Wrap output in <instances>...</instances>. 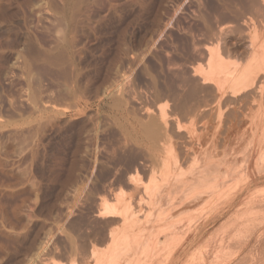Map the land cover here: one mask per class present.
<instances>
[{
    "label": "rangeland",
    "instance_id": "rangeland-1",
    "mask_svg": "<svg viewBox=\"0 0 264 264\" xmlns=\"http://www.w3.org/2000/svg\"><path fill=\"white\" fill-rule=\"evenodd\" d=\"M262 76L264 0H0V264H264ZM147 142L169 173L136 186Z\"/></svg>",
    "mask_w": 264,
    "mask_h": 264
},
{
    "label": "bare ground",
    "instance_id": "bare-ground-1",
    "mask_svg": "<svg viewBox=\"0 0 264 264\" xmlns=\"http://www.w3.org/2000/svg\"><path fill=\"white\" fill-rule=\"evenodd\" d=\"M249 42H250V41H249ZM70 43H71V42H70ZM66 44H67V43H66ZM259 44H260V42H259ZM67 45H68V44H67ZM258 46H259V45H258ZM258 46H256V48H257ZM261 46H263V44H262ZM31 47H32V46H31ZM70 48H71V47H70ZM217 48H218V47H217ZM217 48H215V49H217ZM258 48H259V47H258ZM62 49H63V48H62ZM62 49H60V50H62ZM50 50H51V49H50ZM65 50H66V49H65ZM65 50H64V51H65ZM211 50H213V49H210V52H209V53H210V54H209L210 56L208 57V67L206 68L207 71H205L206 74H204V70H203L202 68H194V69L196 70V73L198 72L199 74L203 73L204 75H207V76H205V77L203 76V79H204V78H205V80L207 79L206 81H208V80H209L208 78H210L211 80L213 79V81L215 80V82H217L218 84L220 83L219 85H221L222 83H224V81H221V80H223L224 77L226 78L227 75L229 76V72H230V73L232 72V71H231V67H232V66H229L230 63H229V65H227L226 63H224V60H223V58H222L223 55L220 53V52H221L220 49H217L216 51H214V52H212V53H211ZM62 51H63V50H62ZM62 51H61V52H62ZM41 52H42V51H41ZM85 52H86V51H85ZM252 53H253V52H252ZM58 54H59V53H58ZM61 54H62V53H61ZM86 54H87V53H86ZM254 54H255V51H254ZM28 55H29V53H28ZM39 55H40V54H39ZM59 55H60V54H59ZM41 56H42V55H41ZM43 56H44V54H43ZM46 56H47V55H46ZM52 56H53V55H52ZM60 56H61V55H60ZM251 56H252V54H251ZM257 56H260V54L257 55ZM257 56H255V58H256ZM55 57H56V55H55ZM57 57H58V55H57ZM47 58H49V56H48ZM253 58H254V57H253ZM257 58H258V57H257ZM257 58H256V59H257ZM35 59H37V58H35ZM45 59H46V58H45ZM86 59H87V58H86ZM49 60H50V59H49ZM58 60H59V59H58ZM60 60H61V59H60ZM63 61H64V60H63ZM83 62H84V61H83ZM60 63H61V61H60ZM60 63H59V64H60ZM29 66H30V65H29ZM228 66H229V67H228ZM247 66H248V65H247ZM249 66H250V65H249ZM252 66H253V65H252ZM253 67H254V66H253ZM262 68H263V67H262ZM235 69L238 70V69L236 68V66H234V67L232 68L233 71H234ZM251 69H252V67H251ZM253 69H254V68H253ZM242 70H243V69H242ZM242 70H241V71H242ZM244 70H245V69H244ZM244 70H243V71H244ZM246 70H247V69H246ZM246 70H245V71H246ZM255 70H256V69H255ZM258 71H259V70H258ZM252 72H253V71H252ZM252 72H251V73H252ZM239 73H240V70H239ZM239 73H238V74H239ZM242 73H243V72H242ZM251 73H250V74H251ZM259 73H260V72H259ZM238 74H237V72H236V75H238ZM250 74H249V75H250ZM230 75H232V73H231ZM239 75L244 76V74H241V73H240ZM239 75H238V76H239ZM246 75H247V74H246ZM246 75H245V77H247ZM253 75H255V74H253ZM260 75H261V74H260ZM86 76H87V75H86ZM216 76H217V77L219 76V77L221 78V79H220V78L218 77V80L220 79V82H219L217 79H215ZM232 76H233V75H232ZM258 76H259V75L256 76L257 79L255 78V80H259V79H260V76H259V77H258ZM262 77H264V76H262ZM262 77H261V78H262ZM230 78H231V76H230ZM247 78L249 79V76H248ZM247 78H246V79H247ZM233 79H234V78H233ZM238 79H239V78H238ZM250 79H251V78H250ZM262 79H263V78H262ZM205 80H204V81H205ZM211 80H210V81H211ZM216 80H217V81H216ZM224 80H228V79H224ZM236 80H237V79H236ZM213 81H212V82H213ZM234 81H235V80H234ZM238 81H240V79H239ZM245 81H246V80H245ZM245 81H244V82H245ZM247 81H248V80H247ZM244 82H243V83H244ZM233 84H234V83H233ZM233 84H232V85H233ZM236 84H237V83H236ZM248 84H249V83H248ZM256 84H257V83H256ZM249 85H251V84H249ZM260 85H261V84H260ZM237 86H238V85H237ZM237 86L235 85L234 87H237ZM240 86H241V85H240ZM244 86H245V85H244ZM244 86H243V87H244ZM246 86H247V85H246ZM246 86H245V87H246ZM258 87H259V86H258ZM241 88H242V87H241ZM224 89H225V87H224ZM245 89H246V88H245ZM226 90H227V89H226ZM236 90H237V91H236ZM236 90H235V91L238 92V93H239V91H241L240 88H238V89L236 88ZM249 90H250V88H249ZM229 91H230V90H229ZM246 91H247V90H246ZM250 91H251V93H252V90H250ZM232 92H234V91H232ZM236 92H235V93H236ZM253 92H254V91H253ZM235 93H233L234 96H235ZM238 93H237V94H238ZM249 93H250V92H248V95H249ZM242 94L245 95L244 93H241V96H242V97H243ZM252 94H254V93H252ZM256 94H257V92H256ZM248 95H247V96H248ZM250 95H251V94H250ZM250 95H249V96H250ZM257 95H258V94H257ZM263 95H264V94H263ZM252 96H253V95H252ZM228 97H229V96H228ZM232 97H233V96H232ZM250 97H251V96H250ZM263 97H264V96H263ZM228 99H229V98H228ZM234 101H235V100H234ZM239 101H240V99H239ZM239 101H238V102H239ZM232 102H233V101H232ZM232 102H231V103H232ZM236 102H237V101H236ZM245 102H246V101H245ZM251 103H252V101H251ZM255 110H256V109H255ZM229 113H230V112H229ZM252 113H253V112H252ZM163 114H165V115H163ZM166 115H167L166 110L163 108V110H162V112H161V117H162V116H165V117L167 118ZM240 115H241V114H240ZM238 116H239V115H238ZM161 117H160V118H161ZM165 117H162V118H161V119L164 118V120H163L164 122L160 119V121L162 122V123H161V125H162L161 128H160L161 125H159V127H158L157 129H156L155 127H154L155 129H152L153 127H152V126H149V128L152 127V128H151L152 131H151L150 129H148V128H145V129H148V130L150 131V134H149V133H146V132H148V130H146V132L144 131L145 134H147L146 137H148V134L151 135V136H152V135H153V136H156V134L158 135L159 132H160L159 130H161V129H162L165 133H167V125H168V121L165 119ZM230 117H231V116H230ZM233 117H234V115H233ZM236 117H237V115H236ZM253 117H254V116H253ZM231 118H232V117H231ZM151 119H152V117H151ZM154 119H155V118H154ZM158 119H159V118H158ZM234 119H235V118H234ZM234 119H233V121H234ZM149 120H150V119H149ZM149 120H148V122H149ZM236 120H237V119H236ZM239 120H240V119H239ZM251 120H252V119H251ZM253 121H254V120H253ZM151 122H152V121H151ZM156 122H157V121H156ZM158 122H159V121H158ZM153 123H154V122H152V124H153ZM72 124H73V123H72ZM158 124H160V123H158ZM149 125H150V124H149ZM145 126H148V124H145ZM145 126H144V127H145ZM153 126H154V124H153ZM156 126H157V124H156ZM233 126H234V125H233ZM238 127H239V126H238ZM163 131H162V134L164 133ZM160 133H161V132H160ZM165 133H164V135H165ZM154 134H155V135H154ZM164 135H160V136H163V137H164ZM249 135H251V134H249ZM160 136H158V137L160 138ZM166 136H167V135H166ZM149 138H151V137H149ZM151 139H153V138H151ZM155 139H156V138H155ZM160 139H161V138H160ZM160 139H159V140H160ZM250 139H251V138H250ZM153 140H154V139H153ZM157 140H158V138L156 139V142H157ZM159 140H158V141H159ZM162 140H164L163 142L165 143V139L162 138ZM166 140H167V137H166ZM251 141H252V140H251ZM163 142H162V143H163ZM147 143H148V142H147ZM153 143H154V142H153ZM153 143H152V142H149V143L146 145V149L148 150V153L146 152L145 154H148L147 157L145 156V154H143L144 152H143V153L140 152V154H137L136 156L134 155V157L131 158V159H132V160H130V161H131V164H130V162H129V164H130V168H133V169H134L133 171H135V172L133 173V176L129 175V176H131V178L129 177V178L131 179V181H130L131 184L134 183V185L138 186V184L140 183V181H142V180L144 179V176H145V174H147V172H149L150 175H151L152 177H154V178H153L154 180H156L157 178L166 177V175L169 173V166H170V164H171V163H170V160H169V159H163L164 157L162 158V160H160V159L157 157L156 153H155V152H156V150H154V144H155V143H154V144H153ZM158 143H160V142H158ZM166 143H167V142H166ZM263 144H264V143H263ZM155 145H156V144H155ZM161 148H162V147H161ZM164 149L166 150V148H164ZM159 150H160V149H159ZM160 151H161V150H160ZM163 151H164V150H163ZM163 151H162V152H163ZM165 152H166V151H165ZM262 152H263V151H262ZM262 152H261V153H262ZM141 153H142V154H141ZM157 153H158V152H157ZM166 153H167V152H166ZM159 154H160V153H159ZM234 154H235V153H234ZM139 158H140V159H143V160H142L141 162H138V161H139ZM166 158H167V157H166ZM224 158H225V157H224ZM232 158H233V156H232ZM235 158H236V157H235ZM219 160H220V158H219ZM148 161H149V163H147ZM238 162H239V161H238ZM240 162H241V161H240ZM240 162H239V163H240ZM138 163H140L141 165H138ZM219 163H220V162H219ZM226 163H227V162H226ZM232 163H233V162H232ZM235 163H236V162H235ZM230 164H231V162H229V166H231ZM233 164H234V163H233ZM244 164H246V163H244ZM206 165H207V164H206ZM208 165H209V164H208ZM210 165H211V164H210ZM234 165H235V164H234ZM234 165H233V166H234ZM236 165H238V164H236ZM236 165H235V166H236ZM239 165H240V164H239ZM251 165H252V164H251ZM212 166H213V165H212ZM229 166H228V167H229ZM209 167H210V166H208V169H209ZM226 167H227V166H226ZM238 167H239V166H238ZM244 167H245V165H244ZM202 168H205V166L202 167ZM206 168H207V167H206ZM230 168L233 169L232 167H230ZM239 168H240V167H239ZM239 168H237V169H239ZM245 168H246V167H245ZM231 169L227 168L228 173H230V170H231ZM237 169H236V170H237ZM241 169H242V168H241ZM234 170H235V169H234ZM239 170H240V169H239ZM246 170H247V169H246ZM203 171H205V170H203ZM205 172H207V171H205ZM240 172H241V171H240ZM245 172H246V171H245ZM106 173H107V172H106ZM111 173H112V172H111ZM122 173H123V172H122ZM228 173H227V174H228ZM231 173L234 174V171L231 170ZM231 173H230V174H231ZM242 173H243V171H242ZM115 174H116V173H115ZM119 174H120V173H119ZM195 174H196V173H195ZM201 174L203 175V173H201ZM233 174H232V175H233ZM250 174H251V173H250ZM232 175H231L230 177H232ZM239 175H241V174H239ZM255 175H256V174H255ZM119 176H120V177H118V180H121V179H119V178H122L124 175H119ZM121 176H122V177H121ZM146 176H147V175H146ZM199 176H201V175H198L197 177H199ZM237 176H238V175H237ZM106 177H107V176H106ZM226 177H227V175H226ZM234 177H235V176H234ZM150 178H151V177H150ZM166 178H167V177H166ZM199 178H200V177H199ZM228 178H229V177H227L226 179H228ZM235 178H237V177H235ZM130 179H129V180H130ZM153 179L151 178V180H153ZM192 179H193V178H192ZM197 179H198V178H197ZM158 180H159V179H158ZM182 180H183V179H182ZM185 180H186V179H185ZM185 180H183V184H184V181H185ZM232 180H233V178H232ZM244 180H246V179H244ZM244 180H242V181H244ZM253 180H254V179H253ZM159 181H160V180H159ZM164 181H165V180H164ZM187 181H189V180H187ZM187 181H186V182H187ZM229 181H231V180L229 179ZM229 181L227 180L228 183H229ZM130 182H129V183H130ZM132 182H133V183H132ZM142 182H143V181H142ZM142 182H141V183H142ZM186 182H185V183H186ZM246 182H247V181H246ZM246 182H245V183H246ZM256 182H257V181H256ZM156 183H157V182H156ZM181 183H182V181H181ZM181 183H180L179 185L182 186ZM225 183H226V182H225ZM231 183H232V182H231ZM245 183H244V184H245ZM225 185H226V184L223 185L222 189L217 190L216 192H215V191L212 192L211 195H212V196H216V195L222 194V193L225 191V190H224ZM228 185H229V184H228ZM246 185H247V183H246ZM181 186H180V187H181ZM183 186H185V184H184ZM243 187H245V186H243ZM178 188H179V187H178ZM160 189H161V188H160ZM138 190H139V189H138ZM156 192H157V191H156ZM121 193H122V192H121ZM119 194H120V193H119ZM123 194H124V193H123ZM115 195H116V194H115ZM187 195H188V196H192V197L194 196V195H191V194H187ZM155 196H156V195H155ZM188 196L185 195V198H186V197L188 198ZM207 196L212 198V196H209V194H208ZM257 196H258V195H257ZM116 197H117V195H116ZM192 197H191V200H192V201H195V199H197L196 197H198V196H196V197L194 196L195 198H193V199H192ZM131 198H132V197H131ZM156 198H157V197H156ZM198 198H199V201H200V198H202V197L199 196ZM204 198H206V197H204ZM204 198H203V199H204ZM103 199H104V201L102 200L103 203L101 202V203H102V204H101L102 206H101V209L98 211V213H96L97 215H99V216H110V217L112 216V217L115 218V217H117V216H119V215L122 214V211H121L122 206H121V205H119L117 202L113 203L112 201H109L107 198H106V199L103 198ZM206 199L208 200L209 198H206ZM213 199H214V198H213ZM197 200H198V199H197ZM201 200H202V199H201ZM207 200L204 199V201H207ZM209 200H210V199H209ZM209 200H208V202H209ZM164 201H165V200H164ZM184 201H185V200H184ZM192 201H191V202H192ZM261 201H262V200H261ZM196 202H197V201H196ZM189 203H190V202H189ZM206 203H207V202H206ZM163 204H164V203H163ZM212 204H213V203H212ZM172 205H173V204H172ZM175 205L177 206L176 203H175ZM178 205H179V204H178ZM185 205L188 206V204H184L183 206H185ZM253 205H254V204H253ZM129 206H130V208H131L132 205H130V203H129ZM163 206H164V205H163ZM163 206H162V207H163ZM166 206H167V205H165V207H166ZM173 206H174V205H173ZM186 206H185V208H186ZM180 207H182V205H181V206L179 205L178 208H180ZM188 207H189V206H188ZM132 208H133V207H132ZM172 208H173V207H172ZM189 209H190V208H189ZM256 209H257V208H256ZM164 210H165V209H164ZM174 210H175V209H174ZM195 210H196V209H195ZM259 210H260V209H259ZM130 211H131V210H129V212H130ZM135 211H136V210H135ZM160 211H161V210H160ZM178 211H179V210H178ZM156 212H157V211H156ZM184 212H185V211H184ZM136 213H138V212H136ZM172 213H173V212H172ZM248 213H249V212H248ZM129 214H130V213H129ZM131 214H132V212H131ZM131 214H130V215H131ZM140 214H141V213H140ZM157 214H158V212H157ZM244 214H245V213H244ZM162 215H163V214H162ZM173 215H174V214H173ZM121 216H122V215H121ZM174 216H176V215H174ZM123 217H124V216H123ZM131 217H132V216H131ZM131 217H130V218H131ZM118 218H120V217H118ZM163 219H164V216H163ZM112 220H114V219H112ZM112 220H111V221H112ZM156 220H157V219H156ZM116 221H117V220H115V222H116ZM119 221H121V220H119ZM119 221H118V222H119ZM158 221H159V220H158ZM160 221H161V220H160ZM156 222H157V221H156ZM195 222H196V221H195ZM120 223H121V222H120ZM139 223H140V222H139ZM139 223H137V224L139 225ZM186 223H187V222H186ZM186 223H185V224H186ZM190 223H191V222H190ZM107 224H110V223L107 222ZM111 225H112V222H111ZM111 225H110V226H111ZM116 225H117V223H116ZM110 226H109V227H110ZM112 226H113V225H112ZM134 226H135V225H134ZM136 227H137V226H136ZM167 227H168V225L165 226V228H167ZM170 227H171V226H170ZM183 227H184V226H183ZM105 228H106V227H105ZM117 228H118V227H117ZM131 229H132V228H131ZM161 229H162V228H161ZM104 230H106V229H104ZM110 230H113V231H114V229H110ZM110 230H109V231H110ZM132 230H133V229H132ZM150 230H151V229H150ZM144 231H145V230H144ZM168 231H169V230H168ZM168 231H167V232H168ZM93 232H94V231H93ZM108 233H111V232H108ZM113 233H114V232H113ZM125 233H126V232H125ZM141 233H142V232H141ZM164 233H165V232H164ZM93 234H95V233H93ZM97 234H98V233H97ZM161 234H162V233H161ZM165 234H166V233H165ZM174 234H175V233H174ZM178 234H179V233H178ZM181 234H182V233H180V235H181ZM84 235H85V234H84ZM109 235H110V234H109ZM125 235H127V234H125ZM125 235H124V236H125ZM147 235H148V234H147ZM85 236H86V235H85ZM92 236H93V235H92ZM105 236H106V234H105ZM110 236L112 237V233H111ZM128 236H129V235H128ZM128 236H126V237H128ZM130 236H131V235H130ZM139 236L141 237V235H139ZM169 236H170V234H169ZM171 236H172V235H171ZM82 237H83V236H82ZM82 237H81V238H82ZM97 237H98V235H97ZM144 237H145V236H144ZM180 237H181V236H180ZM93 238H94V237H93ZM104 238H105V237H103V239L101 238L102 241L104 240ZM107 238H108V237H107ZM129 238H130V237H129ZM134 238H136V237H134ZM137 238H138V237H137ZM155 238H156V237H155ZM155 238H154V239H155ZM169 238H170V237H169ZM84 239H85V238H84ZM101 239H98V241L101 240ZM105 239H106V238H105ZM125 239L127 240L128 238H125ZM125 239H124V240H125ZM130 239H131V238H130ZM181 239H182V238L177 237V235H175V236L173 235L171 240L175 242V243L172 242L173 245H176L177 243H179V242L181 241ZM96 240H97V238H96ZM96 240H95V241H96ZM121 240L123 241L122 238H121ZM134 240H135V239H134ZM137 240H138V239H137ZM140 240H141V238H140L138 241H140ZM156 240H157V239H156ZM168 240H169V239H168ZM90 241H91V240H90ZM95 241H94V242H95ZM118 241H119V240H118ZM127 241H128V240H127ZM149 241H150V240H149ZM85 242H86V239H85ZM88 242H89V241H88ZM74 243H75V242H74ZM99 243H100V242H99ZM103 243H104V241H103ZM119 243H120V241H119ZM128 243H129V241H128ZM117 244H118V242H117ZM126 244H127V243H126ZM126 244H125V245H126ZM100 245H101V244H100ZM107 245H108V244H107ZM125 245H123V246L125 247ZM146 245H148V244L146 243ZM71 246H72V245H71ZM73 246H74V245H73ZM85 246H86V245H85ZM87 246H88V245H87ZM116 246H117V245H116ZM118 246H119V244H118ZM121 246H122V245H121ZM178 246H179V245H178ZM128 247H129V246H128ZM128 247H126V248L128 249L127 252L129 251V248H128ZM95 248H96V247H95ZM120 248H121V247H119V249H120ZM131 248H132V247H131ZM98 249H99V248H98ZM121 249H122V248H121ZM140 249H141V248H140ZM174 249H175V248H174ZM95 250H96V249H95ZM95 250H94V251H95ZM94 251H93V252H94ZM99 251H100V250H99ZM99 251H98V252H99ZM117 251H119V250H117ZM131 251H132V249H131ZM146 251H147V250H146ZM91 252H92V251H91ZM96 252H97V251H96ZM98 252H97V254H99ZM114 252H115V251H114ZM129 252H130V251H129ZM85 253H86V251H85ZM120 253H122V252L120 251ZM120 253L118 252V255L115 254L116 257L119 256ZM123 253H124V252H123ZM123 253H122V254H123ZM92 254H93V253H92ZM97 254L95 253V255H97ZM125 254H126V253H125ZM129 254H130V253H129ZM81 255H82V254H81ZM87 255H88V254H87ZM89 255H90V254H89ZM111 255H112V254H111ZM145 255H146V253H145ZM121 256H122V255H120V257H121ZM128 256H129V255H128ZM130 256H131V255H130ZM130 256H129V257H130ZM143 256H144V255H143ZM89 257L91 258V256H89ZM93 257L96 258V256H93ZM114 257H115V256H114ZM114 257H111V258L114 259ZM120 257L118 258L119 260H120ZM129 257H128V258H129ZM77 258H78V257H77ZM77 258H76V259H77ZM81 258H83V257H81ZM90 258H89V259H90ZM111 258H110V259H111ZM141 258H142V257H141ZM76 259H75V260H76ZM101 259H102V258H101ZM110 259H109V260H110ZM121 259H122V258H121ZM132 259H133V258H132ZM132 259H131V260H132ZM134 259H135V258H134ZM83 260H84V258H83ZM93 260H94V259H93ZM111 260H112V259H111ZM125 260H126V259H125ZM145 260H146V259H145ZM73 261H74V260H73ZM78 261H79V259H78ZM78 261H77V263H78ZM91 261H92V260H91ZM104 261H105L104 264H107V263H108V261H107V262H106V260H104ZM116 261H117V259H116ZM152 261H153V260H152ZM79 262H80V261H79ZM101 262H102V261H101ZM101 262H100V263H101ZM110 262H111V261H110ZM135 262H136V261H135ZM53 263H55V264H65V263H61V261H60V262H59V261H54ZM77 263H76V264H77ZM80 263H81V262H80ZM97 263H98V262H97ZM102 263H103V262H102ZM112 263H113V262H112ZM124 263H125V262H124ZM51 264H52V263H51ZM82 264H83V263H82ZM127 264H128V263H127ZM151 264H152V262H151Z\"/></svg>",
    "mask_w": 264,
    "mask_h": 264
}]
</instances>
